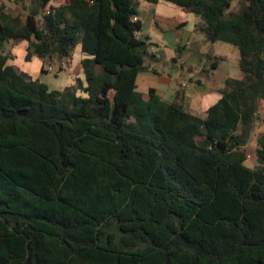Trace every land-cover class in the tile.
Listing matches in <instances>:
<instances>
[{"label":"trees","instance_id":"16d2710c","mask_svg":"<svg viewBox=\"0 0 264 264\" xmlns=\"http://www.w3.org/2000/svg\"><path fill=\"white\" fill-rule=\"evenodd\" d=\"M51 1L24 17L0 4V264H264V130L257 163L247 151L264 116V0H166L238 49L242 76L205 115L138 89L159 60L138 5L159 0ZM11 40L43 74L79 47L84 79L50 88L11 62Z\"/></svg>","mask_w":264,"mask_h":264},{"label":"rangeland","instance_id":"374dc122","mask_svg":"<svg viewBox=\"0 0 264 264\" xmlns=\"http://www.w3.org/2000/svg\"><path fill=\"white\" fill-rule=\"evenodd\" d=\"M28 1L29 0H0V4H3L8 12L19 14L24 17L27 12L26 7L29 4ZM65 1L67 0H54L53 2L55 5H58ZM237 4L238 0H233L232 6L236 7ZM138 9L143 22L144 34L149 36V41L153 45L152 50L158 51L157 56H159V60L156 62L155 66L160 73L158 77V89L166 99L175 96L176 89L178 88L177 79L181 74L185 73L184 70L189 68L187 65L190 64L189 62L192 61L194 55L200 58V63H205L208 67L217 56L222 57L224 60H220L222 62L221 71L228 72L231 76L236 75V71L239 69L237 65L239 52L235 46L222 41H208L203 33L199 30H194V26L190 24L187 26L184 25L185 27H179L164 21L165 16L178 20L182 17L183 13L153 12L150 7L145 6L143 2L138 5ZM178 45L185 47L182 49L181 55L178 58L182 64L186 59L188 64L184 66V69H180L177 67L178 64L172 63L171 57L176 54V47ZM26 48V41L20 42L11 40L5 45L4 51L13 57L11 62L20 64L25 61ZM81 57V51L79 47H77L74 50L72 62L66 65L62 71H59L57 65H51L49 62L45 64V68L49 71L48 74H43L41 68L37 67L38 64H36V62L34 64H26V70H29L28 72L33 75V72L37 71L35 73L36 77H39L42 81L47 83L50 88L60 89L66 86H73L77 83L79 78L84 79V73L79 65ZM36 67L38 69H36ZM263 130L264 116L257 121L252 140L247 145V151L250 154L248 160L249 165H253L254 163L253 161L256 156L255 149L258 146V136Z\"/></svg>","mask_w":264,"mask_h":264},{"label":"crops","instance_id":"0c3cea01","mask_svg":"<svg viewBox=\"0 0 264 264\" xmlns=\"http://www.w3.org/2000/svg\"><path fill=\"white\" fill-rule=\"evenodd\" d=\"M53 1L54 0H52L50 4L55 5ZM69 1L70 0H67L64 3H67ZM142 2L145 4V6H149L153 12L158 11V12H163V13H166V12L183 13L182 17H180L178 20H175V19H172L168 16H165L164 21L169 22L170 24H173L174 26L177 25L179 27H185V26L190 24V25L194 26V30H198L197 26H198V23L200 21V18L197 15H195L194 13L186 11L182 7L176 5L172 2L166 1V0H159L156 3H150L147 1H142ZM60 4H62V3H60ZM149 4H151V5H149ZM139 16L141 18V14H139ZM160 16H162V15H160ZM142 34L145 35L143 30H142ZM20 42H25V41L20 40ZM153 51L158 52L157 50H153ZM176 54H177V52H176ZM81 55H82V53H81ZM175 55H173L171 58H173ZM199 60H200V58L197 55H194V57L191 61L192 63L189 62L190 64L187 65L188 63H187L186 59L184 60L183 64L178 59V61L176 62V64H178L177 67H179L180 69H184V66L187 65V66H189V68L184 70L185 73L181 74L180 77L177 79L178 88L176 89L175 96L174 97L172 96L170 99H166L160 93V90L158 89V77L160 75L159 71L154 72L151 69H149L148 71L140 72L138 74V77H137L138 89L141 90L142 92L146 93L147 89L149 87H155L157 89V92L164 99H166L168 101L174 100L176 98L177 94H179V99L184 100L192 112L200 114V115H205V112L209 108V106L214 104L221 97L220 89L223 87L226 78L228 76H231V75H229L228 72L221 71V64H222L221 61H219L216 68L209 69V67L206 66L205 63L202 64V63H200ZM222 60H224V58H222ZM35 62H36V64H38L37 67L41 68L43 62L37 56H34L32 58V60L29 62L24 61V63L21 62L20 64H15L14 62L13 63L17 67H19L20 69L26 70L27 69L26 64H34ZM172 63H174V62H172ZM79 65L81 67L80 61H79ZM237 65H238V63H237ZM153 66L155 67L156 63H154ZM37 67H36V69H38ZM36 72L37 71L33 72L34 75L31 74L30 72L29 73L32 75V77L36 78V75H35ZM241 76H242V71L239 68L236 71V75H234V77H241ZM182 82H184L186 85L182 86L181 85ZM253 162L257 163L256 156H255V160Z\"/></svg>","mask_w":264,"mask_h":264},{"label":"built area","instance_id":"2783aa9c","mask_svg":"<svg viewBox=\"0 0 264 264\" xmlns=\"http://www.w3.org/2000/svg\"><path fill=\"white\" fill-rule=\"evenodd\" d=\"M182 86H185L186 84L184 82L181 83Z\"/></svg>","mask_w":264,"mask_h":264}]
</instances>
